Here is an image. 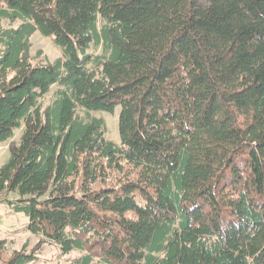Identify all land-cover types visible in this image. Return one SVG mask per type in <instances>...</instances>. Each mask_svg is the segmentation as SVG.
Returning <instances> with one entry per match:
<instances>
[{"label":"trees","instance_id":"obj_1","mask_svg":"<svg viewBox=\"0 0 264 264\" xmlns=\"http://www.w3.org/2000/svg\"><path fill=\"white\" fill-rule=\"evenodd\" d=\"M118 107L120 146L91 115ZM21 129L0 196L40 240L0 264H264V0H0V144Z\"/></svg>","mask_w":264,"mask_h":264},{"label":"rangeland","instance_id":"obj_2","mask_svg":"<svg viewBox=\"0 0 264 264\" xmlns=\"http://www.w3.org/2000/svg\"><path fill=\"white\" fill-rule=\"evenodd\" d=\"M2 25L5 28H16L20 25V21L10 23L7 20L2 21ZM32 49L31 54L37 56L38 52H41L36 61L54 62L57 59L63 57L61 49L54 43L53 38L44 37L41 33L36 32L31 38ZM101 49L92 47L88 53L97 55L100 54ZM58 90L57 86L52 87L50 93L41 100L43 106L49 105L54 99V93ZM120 107L112 114L105 112H93L92 116L101 118L106 125V139L118 146L120 143L119 135V114ZM81 117L86 116L84 110H79ZM23 134V130H19L15 133L14 138L6 143L0 144V168L9 160L10 152L9 147L12 142L18 143ZM8 200L19 199L17 194H11L9 196H0V240L7 241V257L13 253V251H20L24 246H27V251H31L36 248L40 237H35L26 231L28 226V218L23 213H16L11 210V207L7 204ZM38 252L37 262L34 264H69L72 260L79 257L82 251H74L70 254L63 255L61 251L54 245H45Z\"/></svg>","mask_w":264,"mask_h":264}]
</instances>
